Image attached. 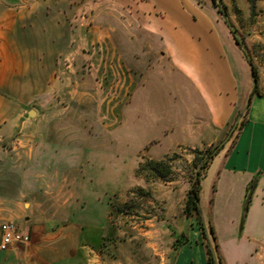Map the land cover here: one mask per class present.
I'll return each mask as SVG.
<instances>
[{"label":"rangeland","instance_id":"1","mask_svg":"<svg viewBox=\"0 0 264 264\" xmlns=\"http://www.w3.org/2000/svg\"><path fill=\"white\" fill-rule=\"evenodd\" d=\"M195 1L213 6L232 37L230 26L236 29L245 51L236 46L264 88V2L221 0L226 20L215 0ZM88 2L67 0L66 7L64 0L0 3L1 195L22 185L14 183L20 175L10 170L21 165L14 160L16 153L38 142L44 146L33 168L38 184H32L29 196L41 202L34 222L46 236L31 241L29 232V243L11 247L18 246L19 260L27 264H172L176 241L188 238L182 225H194L201 235L196 217L184 214L190 182L208 151L216 152L201 174L200 189L215 161L228 151L241 121L227 142L216 147L249 94L215 143L165 151L170 135L164 134L170 132L178 106L170 96L171 68L160 56L164 49L130 5ZM248 81L251 90V76ZM150 161L162 162L158 169L169 173L159 178ZM202 215L207 233V241L201 235L202 243L214 247L210 216ZM215 218L220 234L232 236L234 217ZM245 240L264 264V245L250 236Z\"/></svg>","mask_w":264,"mask_h":264},{"label":"crops","instance_id":"2","mask_svg":"<svg viewBox=\"0 0 264 264\" xmlns=\"http://www.w3.org/2000/svg\"><path fill=\"white\" fill-rule=\"evenodd\" d=\"M88 1L91 3L94 0ZM120 1L122 5L135 9L147 33L154 35L164 49L160 56L166 57L171 68L170 96L178 107L171 118L174 123L170 132L164 134L166 138L170 135L166 139L168 148L165 151H174L178 146L202 149L215 143L234 118L244 97L251 93L247 87L250 67L234 38L218 19L215 8L201 6L195 0ZM64 5L66 7L67 0H64ZM258 93L250 97L236 139L228 151L215 161L199 193L201 214L208 213L210 216L223 264L260 263L258 256L252 253L251 243L245 240L246 236L264 245V88L260 84ZM25 148L14 157L17 164L21 163L16 166L19 171L14 166L10 170L14 171V175L16 172L20 175L14 183L26 184L27 187L17 186L8 196L0 193V224L6 218L7 222L19 224L23 234L30 232L31 241L32 237L43 241L46 235L40 224L34 222L35 212L41 213V202H32L29 195L32 184L38 182L33 168L44 146L38 142ZM3 176L0 174V177ZM253 183L256 184L253 201L240 234L238 225L245 197ZM211 184L215 187L213 193L210 191ZM39 195L44 196L40 190ZM211 198L212 202L208 205ZM24 200L26 202H22ZM217 215L234 217L232 236L220 234ZM181 218L183 224L187 222L183 216ZM181 230L187 234L188 242L177 250L172 264H193L195 261L207 264L199 231L194 225L189 227V223L182 225ZM17 250L18 246H14L0 251V264H27L20 262ZM35 252L33 249L32 256Z\"/></svg>","mask_w":264,"mask_h":264},{"label":"trees","instance_id":"3","mask_svg":"<svg viewBox=\"0 0 264 264\" xmlns=\"http://www.w3.org/2000/svg\"><path fill=\"white\" fill-rule=\"evenodd\" d=\"M248 2L250 4L252 3L251 0H248ZM218 9H219V7H218ZM226 23L229 24L228 21H226ZM232 34H233V37L235 39V42L239 45V47H241V45L238 43L234 33H232ZM248 65L251 66V68L253 69L254 74L256 75V79H257V85L255 86L254 90L251 92V95H250V97H251L253 94H259L258 93V84H259L258 80L259 79H258L257 71L254 68V66L251 64L250 61H248ZM240 124H242V121H241ZM215 152L216 151H208L207 154L201 159L200 164L198 166V169H197L194 177L192 178V180L190 182V187H189V190H188V193H187V199H186V203H185V206H184V214H185L186 218H189V217H192V216L196 217V219L198 221V225H199L200 231H201V235H202V238L204 239V241H207V233H206L205 225H204V222H203V219H202L201 209H200V206H199L200 182H201V176H202L201 174L208 167L209 161L214 156ZM162 164H163L162 162H157V161H150L149 162V165L151 166V169H153L155 172H157V170L159 171V173L155 174L159 178H164L165 174L169 173V171L164 173V172L160 171V169H158V167L162 166ZM214 191H215V187H213L212 193ZM210 200H212V198ZM241 225H243V224H241ZM208 230H209L210 236H211V238H212V240L214 242V251H215L217 260H218L219 264H222L221 256L218 253V244H217V241H216V236H215L213 227L209 226ZM187 242H188V238H186V237L182 241H180L178 239L176 241L175 245H174V252H177V250L180 248V246H182L183 244H185ZM204 248H205V253H206V262H207V264H215V261H214V258H213V254H212V251H211V248H210V245H209L208 242L204 243Z\"/></svg>","mask_w":264,"mask_h":264},{"label":"water","instance_id":"4","mask_svg":"<svg viewBox=\"0 0 264 264\" xmlns=\"http://www.w3.org/2000/svg\"><path fill=\"white\" fill-rule=\"evenodd\" d=\"M215 3L216 5L219 7V10L222 12V14L224 15L225 19L227 20L228 19V16H227V12H226V9L222 3L221 0H215ZM230 30L232 33H234L238 43L241 45L242 49L245 51V47L242 43V40L237 36L236 34V29L233 28L232 26H230ZM250 74H251V77H252V85H251V92L254 90L255 86L257 85V79H256V75L254 74V71L253 69L251 68L250 66ZM250 95L251 93L249 94V97H248V103L245 105V107L243 108V110L237 115L231 129L229 130L227 136L225 137V139L216 147V150H218L224 143L227 142V140L229 139V137L232 135V133L235 131L238 123L240 122L244 112L246 111L247 109V106L249 104V101H250ZM254 183L249 187V191L247 193V196H246V199L244 201V211L246 210V207L248 205V202H249V199H250V196H251V192L254 188ZM210 248H211V251H212V254H213V258H214V261H215V264H219L218 260H217V257H216V254H215V251H214V247L212 245H210Z\"/></svg>","mask_w":264,"mask_h":264},{"label":"built area","instance_id":"5","mask_svg":"<svg viewBox=\"0 0 264 264\" xmlns=\"http://www.w3.org/2000/svg\"><path fill=\"white\" fill-rule=\"evenodd\" d=\"M0 232V250H7L17 244L29 243L28 235L18 231L17 227L11 222H2L0 224Z\"/></svg>","mask_w":264,"mask_h":264}]
</instances>
